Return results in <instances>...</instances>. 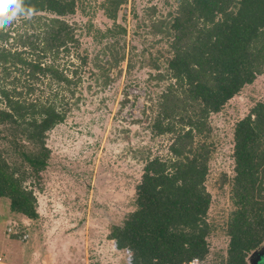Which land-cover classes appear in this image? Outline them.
Segmentation results:
<instances>
[{
    "label": "trees",
    "instance_id": "obj_1",
    "mask_svg": "<svg viewBox=\"0 0 264 264\" xmlns=\"http://www.w3.org/2000/svg\"><path fill=\"white\" fill-rule=\"evenodd\" d=\"M123 1L104 0L105 16L115 22ZM176 2L167 31L166 76L172 81L150 106L152 132L170 135V155L145 159L135 209L108 236L117 249L128 251L130 264L206 259L209 119L264 72V0ZM20 3L30 10L17 15L27 29H4L6 21L0 22V198L8 199L11 212L35 219L36 197L25 181L38 179L46 167L47 133L70 109L62 94H73L76 82L57 61L78 42L64 19L75 12L76 0ZM232 158L233 209L220 264H248V255L264 243V96L235 123Z\"/></svg>",
    "mask_w": 264,
    "mask_h": 264
},
{
    "label": "rangeland",
    "instance_id": "obj_2",
    "mask_svg": "<svg viewBox=\"0 0 264 264\" xmlns=\"http://www.w3.org/2000/svg\"><path fill=\"white\" fill-rule=\"evenodd\" d=\"M103 2L76 0L75 12L64 17L78 42L57 62L76 83L73 94H62L70 108L65 120L47 133L46 167L38 179L25 181L34 191L38 216L13 213L8 199L0 198V242L10 244L15 264H130L128 251L109 239L110 229L135 209L145 159L170 155V135L152 132L150 106L172 81L166 76L167 31L177 2L124 0L115 22L105 16ZM15 26L18 32L27 29L18 16L4 29ZM263 96L264 72L210 116L205 181L211 196L210 250L194 264H220L226 254L233 128ZM253 258L250 253L248 264Z\"/></svg>",
    "mask_w": 264,
    "mask_h": 264
},
{
    "label": "clouds",
    "instance_id": "obj_3",
    "mask_svg": "<svg viewBox=\"0 0 264 264\" xmlns=\"http://www.w3.org/2000/svg\"><path fill=\"white\" fill-rule=\"evenodd\" d=\"M9 5H12V7H9ZM18 14L28 15L30 10L23 9L20 0H0V22H10Z\"/></svg>",
    "mask_w": 264,
    "mask_h": 264
},
{
    "label": "crops",
    "instance_id": "obj_4",
    "mask_svg": "<svg viewBox=\"0 0 264 264\" xmlns=\"http://www.w3.org/2000/svg\"><path fill=\"white\" fill-rule=\"evenodd\" d=\"M9 206V205H8ZM8 209H9V207H8ZM25 233H27V232H25ZM5 240V239H4ZM12 241V240H11ZM8 242V241H7ZM261 247V248H260ZM259 247V249L260 250H258V249H256V250H254L253 252H251L252 253V255H254V258H253V261H252V264L257 260V261H259V262H261V258H260V252H262V250L264 249V243L261 245ZM10 244L9 243H6V240L5 241H3L2 243L0 242V264H15L14 263V260H13V258L15 257L14 255V253H10L11 251H10ZM2 257L3 258H8V261L6 262H4L3 260H2ZM15 259V258H14ZM248 262V261H247ZM260 264V263H259Z\"/></svg>",
    "mask_w": 264,
    "mask_h": 264
},
{
    "label": "water",
    "instance_id": "obj_5",
    "mask_svg": "<svg viewBox=\"0 0 264 264\" xmlns=\"http://www.w3.org/2000/svg\"><path fill=\"white\" fill-rule=\"evenodd\" d=\"M259 254H260V258L262 259V261L264 263V249Z\"/></svg>",
    "mask_w": 264,
    "mask_h": 264
},
{
    "label": "built area",
    "instance_id": "obj_6",
    "mask_svg": "<svg viewBox=\"0 0 264 264\" xmlns=\"http://www.w3.org/2000/svg\"><path fill=\"white\" fill-rule=\"evenodd\" d=\"M8 231H10V229H8ZM21 238L22 239H26L28 237V233H24V234H21Z\"/></svg>",
    "mask_w": 264,
    "mask_h": 264
},
{
    "label": "flooded vegetation",
    "instance_id": "obj_7",
    "mask_svg": "<svg viewBox=\"0 0 264 264\" xmlns=\"http://www.w3.org/2000/svg\"><path fill=\"white\" fill-rule=\"evenodd\" d=\"M260 260H261V262H259V261L256 260L253 264H259V263L260 264H264L263 261H262V259H260Z\"/></svg>",
    "mask_w": 264,
    "mask_h": 264
}]
</instances>
